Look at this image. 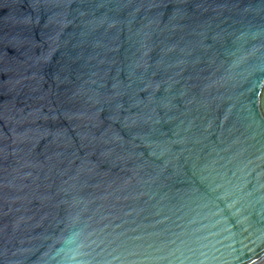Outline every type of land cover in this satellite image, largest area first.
<instances>
[{
	"label": "water",
	"instance_id": "95a60500",
	"mask_svg": "<svg viewBox=\"0 0 264 264\" xmlns=\"http://www.w3.org/2000/svg\"><path fill=\"white\" fill-rule=\"evenodd\" d=\"M264 262V0H0V264Z\"/></svg>",
	"mask_w": 264,
	"mask_h": 264
},
{
	"label": "bare ground",
	"instance_id": "6f19581e",
	"mask_svg": "<svg viewBox=\"0 0 264 264\" xmlns=\"http://www.w3.org/2000/svg\"><path fill=\"white\" fill-rule=\"evenodd\" d=\"M260 264H264V262L260 263Z\"/></svg>",
	"mask_w": 264,
	"mask_h": 264
}]
</instances>
